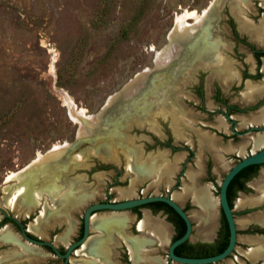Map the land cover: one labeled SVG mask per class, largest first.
<instances>
[{"label": "rangeland", "instance_id": "374dc122", "mask_svg": "<svg viewBox=\"0 0 264 264\" xmlns=\"http://www.w3.org/2000/svg\"><path fill=\"white\" fill-rule=\"evenodd\" d=\"M263 6L262 0H247L246 4L240 6L241 11L236 10L234 0H0V208L27 229L35 224L40 212L44 207H51L53 200L41 192L38 205L28 214L24 213L23 208L19 210V205L13 209L6 204L8 193L5 189L11 187L16 192L15 184L18 181L17 178L7 180V176L23 172L28 165H33V160L39 155H46L55 146L69 147L71 151L79 148L74 155L62 160V165L58 164L60 169L66 164V170L56 172L57 169H54L52 175L58 176L55 183L60 185V192L69 188L75 196L94 193L71 213L74 232L66 244L57 240L67 226L64 216H60L59 220H49L50 226L42 224L40 236L28 230L41 240L52 242L57 249L64 250L78 238L82 215L89 205L105 200L118 202L170 193L172 184L166 185L162 181L153 186L152 183L160 166H168L170 162L174 166L177 158V173L181 184L171 196L182 193L185 187H191L188 174L197 173L200 180H196V183L200 187L207 186L212 198V220L208 221L209 226L205 224L204 229H201V234H210L211 225L215 221L214 227L217 228L220 217L218 189L222 178L238 159L262 147L264 140L253 146L246 144L244 153L240 155L225 151L229 145L234 148L244 145L254 134L234 137L229 126L222 130L217 128V115L210 116L208 111L218 109L214 102L221 97L231 104L237 103L241 109L262 101V107L257 112L250 111L246 115L233 117L239 123L236 131H244L248 127H263L264 124L251 122V118L264 109V94L247 99L245 93L248 84L238 90L233 85L224 90L225 82L216 78L212 69L206 70L200 65L201 62H209H205L202 55L194 58L196 52L193 53V62L184 66L178 64V71L174 69L171 74L159 72L155 58L156 54L170 47L169 32L174 17L195 11L209 18L210 52L214 50V53L225 56L236 72L243 71L244 67H247V71H254V62H250L247 49L243 45H236L235 49L236 43L233 42L229 23H234L238 30L241 23L237 14H241L258 24L261 18L256 12ZM183 22L189 28L196 27L192 20L185 19ZM238 32L243 37V32ZM167 65L169 64L163 67ZM261 71L263 79L261 83H254L255 88L264 85V60ZM143 74H148L147 83L155 76L153 83L158 81L160 84L157 85L165 87L164 104L154 101L143 110L129 109L119 113L114 110L115 105L105 106L108 98L124 94L132 82ZM238 84L239 82L235 85ZM218 87L220 93L215 90ZM67 99L74 109L83 108L86 115L108 122V126L103 127L104 131L108 128V132L101 135L110 137V140L104 142L103 137L97 135L99 132L95 131L93 135L89 128L79 132L78 125L68 115V105H65ZM175 101L180 109L176 115L182 119L178 129L172 126V123H177L174 119L175 107L170 106ZM91 127V131H94L90 125ZM202 134L215 140L216 151L200 142ZM97 144H103L112 155L97 152L94 148ZM185 147L193 151V156L181 172V164L187 156ZM70 153L72 152L69 151L68 154ZM216 153H221L228 168L222 167L215 159ZM131 154L134 156L130 158L136 159L135 165L154 163L155 174L144 179L138 178L134 182L136 174L128 169L126 163ZM76 155L79 156L78 161L82 160L75 162ZM207 164L212 169L211 180L206 174H202V169ZM171 178L174 180L173 175ZM257 179L259 180V176ZM130 187L133 188V194L120 197L119 190ZM241 194L236 195L232 202L237 223L247 221L250 215L264 213L263 188L256 195L252 189H246ZM188 195L192 201V194ZM249 197L263 200L248 208L239 206L244 201L243 198ZM189 200L181 202V206L188 213H193L198 208L190 205ZM122 213L130 219L125 229L126 234L153 241L143 249L144 262L152 264L148 260L158 257L166 263L169 242L161 244L149 227L143 232H136V216L130 211L96 214ZM141 213L143 219L146 213L143 209ZM149 219L162 225L167 237L171 239L173 230L165 216L153 214ZM4 226L21 243L0 242V264H62L54 254L23 239L13 223L5 221ZM197 233L198 231H194L193 235L196 236ZM98 234L99 232L90 230L89 237ZM244 239L251 243L244 242ZM123 245H126L124 239L116 236L108 243L110 264H127V257L128 264H132L129 253L126 254L128 250ZM263 246L264 233L246 234L245 228H239L234 251L226 259L214 264H264L263 257L253 260L246 253L250 248ZM78 252L77 256L71 255L68 264H85L84 262H91L93 259L100 261Z\"/></svg>", "mask_w": 264, "mask_h": 264}, {"label": "flooded vegetation", "instance_id": "af4514ba", "mask_svg": "<svg viewBox=\"0 0 264 264\" xmlns=\"http://www.w3.org/2000/svg\"><path fill=\"white\" fill-rule=\"evenodd\" d=\"M262 1H264V0H262ZM234 2H235V5H236V7H235L236 10L237 11H241L242 8L240 6L246 4L247 0H234ZM234 12H235V10H234ZM256 13L261 18V22H257L258 24H256L255 22L251 21L250 19L245 18L241 14L238 15L237 13H236L237 14V17L240 19V23H241V26H239V29L237 30L235 28L236 26H235L234 23H232V22L229 23L230 24L231 34L233 35V42L236 43V44H234L235 49H236V45H243L247 49V51H248V53L250 55V62H252V61L254 62V66H253L254 71H247V67H244L243 71L238 70V72H236L235 70H233V67H231L230 63L228 62L229 60H227V58L225 56H222L219 53H214V50L212 52H209L206 57H203L202 56L205 62H209L208 64L203 63V62L200 63V65L203 68H205L206 70L212 69V72L214 73V75H216V78L218 77L222 81L225 82L224 85H223L224 90H226V87L231 86V85H233V87L235 88V90L236 89L238 90L244 84H248V90L245 93V97L247 99H253V98H256V96H259L260 94H264V85L263 86H260L259 88H255V85H254L255 82H260L261 83V80L263 79V73L261 71V66H262V60H264V17H263L264 16V6L263 7H259V9L257 10ZM195 14L197 16H201V18H202V22H203V25H204L203 26V28H204L203 29L204 30L203 31L204 40L210 46V42L208 43V41H209V30H208V28L210 26L209 18H208L207 15L204 16L203 14L202 15L201 14H197V13H195ZM188 19L189 20H192L193 23L196 24V27H194L193 29H195V28L198 27V22L196 23L193 18H188ZM239 30H240V32H243L242 33L243 34V37H240L239 32H238ZM248 39H249V41H248ZM218 45H219V43H218ZM210 48H211V46H210ZM188 62H193V61L191 60V61H188ZM204 64H206V66H204ZM182 66H184V65H182ZM177 67H180V66H177ZM177 67H175V70L176 71H178ZM173 70H174V68H173ZM228 74H230L229 77H228ZM238 82H239V84L238 85H235ZM155 89L157 90V88H155ZM215 90L216 91L218 90V92L220 93V87H218ZM165 94H166V92H165ZM165 94H164V96H162V99H160L162 102L158 101L157 104H160L161 105V104H164L165 103V101H164ZM215 97L218 99L217 94L215 95ZM221 98L218 99V100H215L216 102H214V105H215V103L218 105V107H217L218 109L216 111H208V113H210V116L217 115V118H216V121H217V126L216 127L217 128H219V129L222 130V129L228 128L227 126H229L230 127L229 130L231 132V135L234 136V137H238V136H242V135H247L249 133H253L254 134L253 136L249 137V139L246 140V142L244 143V145L238 147V148H242V150L240 152H236L237 151V147L234 148V146H233L232 149H233V152L234 153H237L238 155L243 154L244 153V146H246V144L250 143L251 146H253V144H255V140L257 138H260V137L262 138V139L260 138L261 140H264V135H263L264 134V126L263 127H248L244 131H240L239 132V131H236L235 130L236 126L239 123L234 119L233 116H236V115H238V116H240V115H246L250 111H253V112L256 111L257 112V109H259V107H262L261 106L262 101H258L257 103L255 102L253 105H248V106H246V108L241 109L238 106L237 103L231 104V103H229L226 100V98H224V97H221ZM144 102H145V100H144ZM153 103L154 102H152V104ZM170 106H171V108L172 107H175V108H173V111L175 112L174 113V115H175L174 116V119H175V121H177V123H172V126H173L174 129H178V125H179V123L182 120L178 115H176L177 112L180 111V109L178 108L179 105L177 104V101H175L173 103V105H170ZM251 122H257V123H261L263 125L264 124V109L260 110L259 111V114L257 116H254L253 118H251ZM254 128H256V129H254ZM259 132H261L262 134H257ZM205 140H206V144H208L210 148H212L214 146V143H213L212 140H209V139H205ZM169 147H170V149H173L174 150V147L172 145H169ZM259 149H261V147ZM185 151L187 152V156L185 157L186 158L185 161L181 164V172H183L185 170V164L188 163L189 160H191V158L193 156V151L190 148L185 147ZM253 153H255V152H253ZM253 153H250V154H253ZM249 155H246V156H249ZM241 159H238L237 162L239 160H241ZM177 165H178V162H176V165H174V166H173V164L171 162L169 163L168 166H170L171 168L174 167L173 168L174 169V172H173L174 180H172V178H171L172 176H171L170 177V180H171V184L172 185H171L170 193H168V194L167 193L166 194H162L160 196L169 195L172 198L171 193L173 191H175V190H177V189L180 188L179 185L181 184L180 183L181 181H180V177H179L180 175H178L179 173H177ZM251 166H257V168L255 170H253L252 172H250L249 174H247V176L241 177L239 179V182L237 184H235L232 187V189H231L232 198H231V201H230L231 202V207L230 208L233 211V218H234L235 213H234V210L232 209V202H233V200L236 199V195H240L246 189H252V188L249 187V184L254 179L257 178V176L260 173L261 168L264 167V165H251ZM202 170H203L202 171V174L203 173L206 174V176H207L208 179H210V177H212V169L210 168V165L209 164H207L206 166H204V168ZM196 180H197V182H198V180H200L198 176L195 178V185L194 186L195 187H200L196 183ZM172 181H173V183H172ZM242 188H244V190H242ZM218 193H219V189H218ZM148 196H152V195H148ZM172 200H174L179 206L182 205V204L180 205L174 198H172ZM187 200H189V197L186 196V197L182 198L181 202L185 203V201H187ZM227 200H228V198H227ZM192 201H191V196H190V200H189L190 205L194 206L193 203H192ZM105 202H111V203H113L114 201L105 200V201H102V202H99V203H105ZM118 202H120V201H118ZM158 203H162V202H153V203H150V204L141 206V207H135L133 209H130L129 211L136 216V218H135L136 225H137V222L139 220H141V214H142L141 213V209H143L145 211V213L148 214V216H152L153 214H160V215L165 216L166 220L169 221L168 222L169 223L168 224L169 227L173 230V235H172L171 239L168 238L169 239L168 242H169V245H170L171 242H173L174 240H176L179 237H181L184 234V232H183V234L181 236L178 237V235L180 233V230L182 229V226L180 225V223L178 222L176 216L173 213H171L165 206H163L161 204H158ZM228 203H229V201H228ZM181 208L183 209V211L189 217V213L186 211V209L184 207H182V206H181ZM219 210H220V217H219V220L217 222L218 223L217 224V228L214 230V233H213V235L210 238L202 239V238L197 237V236H196V238H191V235H193V232L195 231V229L193 228L194 227L193 226L194 222H192L190 220V218H189V220L191 222V226H192L191 235H190V237L185 242L181 243L180 245H178L174 249V252H175V250L177 252V254L174 253L176 256L183 257V258H207V257L214 256V255L219 254V253H217V248H218L217 245L219 244V239H220L221 235L224 234V226H223V223H222V220H221V212L222 211L220 209V206H219ZM1 216H2V214H1ZM5 221H9V222L13 223L17 227V229H18L19 235L23 239H25L21 235L18 225L16 223H14L13 221H11L10 219H8V218H5V217L2 216V220L0 221V227H3V223ZM181 221H182V219H181ZM20 225L24 227V225H22L21 223H20ZM183 225H184V231H185V224H184V222H183ZM4 227H6V226H4ZM24 229L27 231V235L29 237H31L33 239H39V240H41L39 237L31 234L28 231L27 228L24 227ZM227 229H228V227H227ZM82 231L83 230H82V220H81V229H80L78 238L75 241L79 240L82 237ZM135 231L138 232V233H140V231H138L136 228H135ZM124 232L126 233V230ZM245 232H246V234H252V233H255V232L264 233V225H259V224H256V223H252L251 222V223H249L246 226ZM236 233L238 234V230L237 229H236ZM11 234L15 237V239H16L15 242L12 241V240H10V239L9 240H5V241H1V242L5 243V244H8L10 242L11 243L12 242L13 243H21V241L19 240V238L14 233L11 232ZM126 235H129V234H126ZM228 235H229V233H228ZM114 236L119 237L116 234H114ZM114 236L112 235L111 237H109V240L111 241L112 238H114ZM130 236H132V235H130ZM88 239H89V237L87 238V240ZM42 241H44V240H42ZM27 242H29V241H27ZM46 242H49V241H46ZM31 244H33V243H31ZM33 245H35V244H33ZM169 245H168V248H169ZM37 246H39V245H37ZM82 246L83 245H81L80 247H78L74 251L75 253L72 252L71 255L77 256L76 252L80 251L82 249ZM146 246H148V245H146ZM41 247H43L44 249H46L49 253L54 254L58 259H60L62 261V264L64 263V258L61 257V256L56 255L51 250V248H49L47 246H41ZM67 247L64 250L61 249V248L60 249H57L56 248V249L58 250L59 254L63 255L65 253ZM124 248H125V250H128L126 245L124 246ZM168 248H167V261H166L165 264H171L173 262V261H171V262L168 261ZM108 250H109V248H108ZM128 253L129 252L127 251L126 254H128ZM92 254H99V253H97L96 251H93L91 253V255ZM71 255H70V257H71ZM90 259H93V258L90 257ZM107 260H108L107 261L108 263H111L110 262L111 261L110 260V252H109V256H108V259ZM127 260H128L127 261V264H128L129 263L128 257H127Z\"/></svg>", "mask_w": 264, "mask_h": 264}, {"label": "bare ground", "instance_id": "6f19581e", "mask_svg": "<svg viewBox=\"0 0 264 264\" xmlns=\"http://www.w3.org/2000/svg\"><path fill=\"white\" fill-rule=\"evenodd\" d=\"M188 18H193L196 23L198 22V27L195 29H192V28H189L188 26H186L183 21L185 19H188ZM173 21H174L173 28L169 32V45H170V47L168 49L162 51L161 53L156 54V58H155V62L158 65V71L159 72L164 71L165 72L164 74H168L171 71H173V68L175 69V67H177L178 64L179 65L180 64H182V65L189 64L188 61L192 60L194 52H196L194 58H197V55L200 57H201V55L203 57H206L207 54L211 50L210 46L204 40V36H203V31H204L203 26L204 25H203L201 16H197L194 11H191V12H188L186 14L176 15L174 17ZM203 57H201V58H203ZM165 64H169V65L163 67ZM204 66H206V64H204ZM170 68H171V70H170ZM153 74L154 73H152V75ZM229 76H230V74H228V77ZM154 77L155 76H153L151 78L149 77L150 80H149V83H147L148 74H143L141 76H138L135 79V81L132 82V84L129 86V89L124 92V94H122L121 96L118 95L116 97L113 96V97L108 98L105 106L106 107L107 106L113 107L115 105V107H113V108H115L114 110H116L119 113V112L126 111L129 109H131V110H134V109L135 110L136 109L137 110H143L146 107H148L150 104H152V102H154L156 100L162 102L160 99H162V96H164V94H165V91H164L165 87L164 86L161 87V86L157 85L159 83L158 81L156 83L155 82L153 83ZM155 88H157V90ZM143 100H145V102ZM70 103H71V101L68 99L65 101V105L66 104L68 105V115H69L70 119L78 125V129H79L78 131L79 132H82L85 128H87V130L89 128L91 134L94 135L93 132L96 131V132L100 133V134H97L100 137L102 136L101 134L108 132L107 131L108 128L105 131L103 128L105 126H108V125H106L108 122L105 123V121L103 122V120L101 118L96 119V117H94V116L86 115L85 110L83 108L74 109L70 105ZM156 103H158V102H156ZM132 106H135V107L132 108ZM112 107H111V109H112ZM116 115H114V116H116ZM90 125L93 126L94 131H91L92 127L90 128ZM98 126L100 127V129H98ZM102 137H103L102 139L104 142H106L110 138V137L107 138L106 136L105 137L102 136ZM260 138H257V139L255 138L256 139L255 145L259 144L262 141L261 140L262 138L261 139ZM88 141H90V140H88ZM102 145L100 146V144H97L95 147L94 146L93 147L97 150V152L100 151V152H102V154L104 153L108 156H111L112 154H110L108 152V150L106 149V147H104ZM207 146H209V145L207 144ZM68 148L69 147H56L55 146L54 148H52L51 150L48 151V153H47L48 155L47 154L46 155H39L37 160L35 162L33 161L34 163L32 162L33 165H31V164H30L31 166L28 165L27 168L23 172L19 173L16 176L14 173H11L10 175H8L6 178L7 180L10 178H17L18 182H17V184H15L16 189L14 191H16V192H13L11 190L12 189L11 187H7L5 189L6 192L8 193V198H7L6 204L13 207V209H15L14 207L16 205H19L20 206L19 210H21V208H23L24 213L28 214L32 210V208H34L35 206L38 205L39 197H40L39 195L41 192L45 193L46 195L51 196V197L57 195V193L60 191L61 188L59 187L60 185L58 186V184L55 183L57 181L58 176H55V175L52 176L54 174L53 170L57 169L56 172L60 171V168H59L60 165H58V164H61V162H63L62 160H65V158L67 156L69 157V155H71L72 153L77 152L79 150V148H78L76 150L73 149L71 151ZM69 151L72 153L68 154ZM133 156L131 154L129 157H127L128 159H126V160H128L126 162L128 167H131L135 161L134 159L132 160L130 158ZM81 160H79V161H81ZM66 167H67L66 164L63 165L61 168V171L66 170ZM165 171H167V170H165ZM57 174H59V173H57ZM165 176H166V173H165ZM135 178H137V177H135ZM161 178H163V177H161ZM65 196L69 197V194L65 193L64 197ZM68 197L66 200L69 201ZM61 198L58 197V199H61ZM66 200H64V201H66ZM69 203L70 202H68V204ZM68 204L66 203V205H68ZM73 209L75 210L74 207H73ZM92 221L95 225L94 227L99 228V229H101V228L103 229V227L106 224L105 221H103V220L93 219ZM38 224L39 223H37V227L39 226ZM148 226H150V225H148ZM113 228L119 230V229H121V225L118 223H115ZM89 229H90V227H89ZM39 230H41V229L39 228ZM112 232H113V230H112ZM123 233H124V230H123ZM9 239L14 241V242L16 240L15 237L11 234L10 230L7 227L1 229L0 230V242L5 241V240H9ZM103 242L105 243V241H103L102 239L101 240L100 239H98V240H89L88 239L86 242H84L82 244L83 245L82 249L78 253L86 252L88 255H91V253L93 251H96L97 253H99V255L102 254V257H104L103 247L105 246V244ZM258 249L260 251V248H258ZM252 250H254V249H252ZM256 255H257V253H256ZM37 259H38V257H37ZM99 264H101V263H99Z\"/></svg>", "mask_w": 264, "mask_h": 264}, {"label": "crops", "instance_id": "0c3cea01", "mask_svg": "<svg viewBox=\"0 0 264 264\" xmlns=\"http://www.w3.org/2000/svg\"><path fill=\"white\" fill-rule=\"evenodd\" d=\"M205 139L212 140L214 145H215V140L213 138H208L206 135L202 134L200 136V142L204 146L209 147L205 143L206 142ZM232 148H233V146L229 145L225 149V151L233 152ZM212 150L216 151L215 146L212 147ZM241 150H242V148H237L236 152H240ZM214 156H215V159L222 164V167L228 168V165L222 159L223 157L221 156V153H218V154L216 153ZM78 159H79V156L76 155V157H74V161L75 162H79ZM133 159L136 160L135 158H133ZM36 160L37 159H35L33 161L35 162ZM175 160H176V162L178 161L177 158ZM176 162H175V165H176ZM127 167H128V165H127ZM173 168H171L170 166L161 165L160 169L156 173L157 175L155 176V179H154L152 185L153 186H157L162 181L165 182L166 185H170L171 184L170 177L173 175V172H174ZM128 169H131V171L136 174L137 178H135L133 180V181L136 182V181H138V178L139 179L140 178L144 179L146 177H151V175H154L156 167L154 166V163H152V164L140 163V164H136V165H135V163H133V165L131 167H128ZM165 170H167V171H165ZM165 173H166V176H165ZM196 176H197V173L195 175L194 174H188V178L191 181V187H188V188L185 187L182 193L174 194L172 196V198H174L181 205L182 198H184V196H187L189 193L192 194V198H193L192 203H193L194 206H197L198 209L195 210V212H193V213L190 212L189 213V218H190V220L192 222H194L196 224V226L193 227L195 229V231H198L196 236L200 237L202 239H206V238H210L213 235V232H214L213 228H215L214 225H215L216 222L214 221L213 224L211 225L212 226L211 227L212 228V230H211L212 232L210 234H208V235L201 234L202 231H203L201 229H204L203 228L204 225L207 224V226H209L208 221L212 220V216H213L212 212H211V209H212V198L210 197L209 190H208L207 186H201V187H195L194 186L195 185ZM258 176H259V180L256 178L249 184V187L254 190V194L255 195L257 193H259L261 188L264 189V167L261 168L260 173H259ZM161 177H163V178H161ZM119 191H120L119 192L120 197H127V196H130V195L133 194V188L132 187H130L128 189H121ZM65 193L69 194V197L67 196L69 201L66 200L67 199L66 196L64 197ZM93 194L94 193L91 192V194L88 195V196L84 195V194L83 195H79V196H77V195L75 196L71 192V189L68 188L67 191H65V192H60L59 191L57 193V195H55L53 197L47 195L49 198H51L53 200L52 206L49 207V208L48 207H44L42 212L39 214L38 220L36 221V223L30 225L28 227V230H31V231L37 233V235L40 236L41 235V230H39V228L42 226V224H49V220H51V219H54V220L58 219L59 220L60 216H64L68 223H67V226H66V229H65L64 233L62 234V236L58 237L57 240L60 243H62V244H66L68 239L71 236V233L74 232V222H73V219L70 217L71 213L74 210L73 207L74 208L75 207H80V205H82V203L84 201H86V199L90 198L91 195H93ZM241 195H239V196H241ZM57 196L60 197V198L62 197V198L58 199ZM64 200H66V201H64ZM243 200L244 201L242 203H239V206L244 207V208H248L249 206H255V205L261 203L263 199L249 197V198H245V199L243 198ZM68 202H70V203L68 204ZM66 203L68 205H66ZM234 217H235V215H234ZM249 217H248L249 219L247 221L241 222V223H237L235 221V218H234L236 229L238 230L239 228H246V226L249 223H251V222L259 224V225H264V213H260V214L254 215V216L250 215ZM93 219L105 221L106 224L103 227V229L102 228L99 229V228L94 227L95 225H94V223L92 221ZM129 220H130L129 217L126 216L123 213L122 214H107V215H104V214H93L91 216V218H90V230L97 231V232H99V234L95 235L94 237H89V240H98V239L101 240L102 239L103 241H105V243L103 242L105 244V246L103 247L104 257H102V254L101 255H99V254L87 255L86 252H84L86 254H84L82 252L81 254H84L86 256H90L92 258H98V259L100 258L99 262H98V260H94L93 259V260H91V262H89V261L87 262L86 261L84 263L85 264H96V263L97 264H99V263H101V264H110V263L107 262L108 261L107 259H108V256H109L108 243L110 242L109 237H111V234L114 233V234H116L119 237H122L124 239L125 244H126L127 249H128V252H129L130 259L132 261V264H146V262H144V259H143L144 258L143 257V249H144V247L146 245H149V244L153 243V241L145 239L143 237L125 235L126 233L125 232L123 233V230L125 231V229H126L125 227L127 226ZM37 223H39L38 227H37ZM115 223L120 224L121 225V229H119V230L118 229H114L113 227H114ZM148 225H150V226H148ZM147 227H149L151 229V231L154 233L155 239H157L161 244H167L168 237L166 235V230L162 227V225H159L157 223L151 222L150 219H149L148 214L146 213L145 217L137 222L136 229L138 231H140V232H143L145 230V228H147ZM40 229H42V228H40ZM112 230H113V232H112ZM196 236L191 235V238H196ZM256 237L261 238L262 236H256ZM237 238H238V234H237ZM236 242H237V239H236ZM244 242L251 243V241L248 240V239H246V240L244 239ZM252 249L253 248H250L246 252L250 258H252L253 260L257 259V257H263L264 258V246L260 248V251H259L258 248H254V250H252ZM256 253H257V255H256ZM148 261L150 263H152V264H165V261L163 259L158 258V257L150 258Z\"/></svg>", "mask_w": 264, "mask_h": 264}, {"label": "water", "instance_id": "95a60500", "mask_svg": "<svg viewBox=\"0 0 264 264\" xmlns=\"http://www.w3.org/2000/svg\"><path fill=\"white\" fill-rule=\"evenodd\" d=\"M251 165H264V146L261 147V149H259L257 152L250 154L249 156L243 157L237 163L229 167L224 177L222 178L219 185L218 203L228 227V233H229L228 243L226 248L221 253L207 258H183V257H178L174 254V249L181 243L185 242L190 237L192 226L187 214L183 211L181 206H179L174 200H172V198L169 195H165V196L152 195V196L140 197L136 199L124 200L115 203L105 202V203H93L89 205L84 210L82 215V230H83L82 237L79 240L71 243L67 247L63 255L59 254L58 250L56 249V247L53 245L52 242H46L29 237L24 227L21 226L20 223L14 217L7 215L1 208H0V213L2 214L3 217L10 219L11 221H13L18 225L21 235L27 241L35 245L47 246L51 248V250L56 255L64 258L63 264H68L71 253L74 252L78 247H80L89 237L90 218L93 214L100 212L129 211L130 209H133L135 207H141L153 202H162L167 206H169L182 219V221L185 224L184 234L178 239L171 242L169 245L168 261L169 262L173 261L178 264H214L216 262L226 259L233 252L236 246V239H237L236 225L233 218V211L231 210L227 200V194H226L227 187L230 181L237 173H239L242 169Z\"/></svg>", "mask_w": 264, "mask_h": 264}, {"label": "trees", "instance_id": "16d2710c", "mask_svg": "<svg viewBox=\"0 0 264 264\" xmlns=\"http://www.w3.org/2000/svg\"><path fill=\"white\" fill-rule=\"evenodd\" d=\"M256 168H257V166H248V167L242 169L239 173H237L233 177V179L230 181V183H229V185L227 187V192H226L230 207H231V202L230 201H231V198H232V194H231L232 187L239 182V179L241 177L247 176V174H249L250 172H252ZM242 190H244V188H242ZM158 204H161V205L165 206L171 213H173L176 216L178 222L182 226V229L180 230V233H179L178 237L181 236L183 234V232H184V225H183V222L181 221V219L167 205H165L163 203H158ZM221 220H222V223H223V226H224V234H222L220 239H219V244L217 245L218 246L217 253H220V252H222L225 249V247L227 246L228 237H229L227 225H226V222H225V219H224V216H223L222 212H221ZM174 253L177 254L176 250H175Z\"/></svg>", "mask_w": 264, "mask_h": 264}]
</instances>
